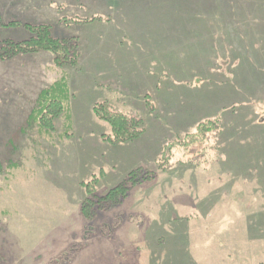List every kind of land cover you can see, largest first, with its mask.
I'll return each mask as SVG.
<instances>
[{"label":"rangeland","instance_id":"374dc122","mask_svg":"<svg viewBox=\"0 0 264 264\" xmlns=\"http://www.w3.org/2000/svg\"><path fill=\"white\" fill-rule=\"evenodd\" d=\"M0 21L78 44L74 66L0 60V264H264V0H0ZM62 79L52 129L29 122ZM97 104L140 137L114 141ZM137 169L122 202L81 215Z\"/></svg>","mask_w":264,"mask_h":264},{"label":"trees","instance_id":"16d2710c","mask_svg":"<svg viewBox=\"0 0 264 264\" xmlns=\"http://www.w3.org/2000/svg\"><path fill=\"white\" fill-rule=\"evenodd\" d=\"M2 26H23L30 37L22 42H11L9 40L0 42V60H9L21 54L37 53L40 51L50 53L54 56V63L60 66L69 63L72 66L78 63V44L72 39L54 38L51 34L50 26L48 25H31L20 24L19 22H11L9 25L1 24ZM65 79V78H63ZM60 80L53 84L48 89L40 92L36 100V108L32 110L28 121H32V116L36 115L39 120V125L42 129L49 130L53 127V121L64 112L65 101L68 98V83L65 80ZM94 115L100 120L107 123L111 129L112 136L116 142H133L142 134L141 121L133 117H128L122 113L113 112L106 108L104 104H97L93 107ZM218 120H208L197 126V136L203 139L210 133L216 131L219 127ZM264 122V121H260ZM197 132V131H196ZM195 135L186 137L193 139ZM1 173V168H0ZM142 173L140 174V176ZM139 169L131 171L126 177L113 189L109 190L103 197H91L82 202L80 206L81 215L84 218H90L96 213L99 204H118L124 200L128 191L136 186L141 179ZM251 176V175H250ZM152 176L144 172V180ZM252 177V176H251ZM88 187V186H87ZM87 188L88 195H91ZM100 202V203H99Z\"/></svg>","mask_w":264,"mask_h":264},{"label":"crops","instance_id":"0c3cea01","mask_svg":"<svg viewBox=\"0 0 264 264\" xmlns=\"http://www.w3.org/2000/svg\"><path fill=\"white\" fill-rule=\"evenodd\" d=\"M213 13H214V12H213ZM210 14L212 15V13H210ZM210 14H209V15H210ZM214 14H215V13H214ZM215 15H217V14H215ZM18 22H19V21H18ZM19 23H20V22H19ZM22 23H23V24H29L28 22H22ZM22 23H20V24H22ZM36 55H38V56H42L43 58H45V56H46V55L43 54V53H42V54H36ZM34 60H35V59H32V61H34ZM39 69H40V67H39ZM39 74L43 76V73L41 72V70H40Z\"/></svg>","mask_w":264,"mask_h":264}]
</instances>
